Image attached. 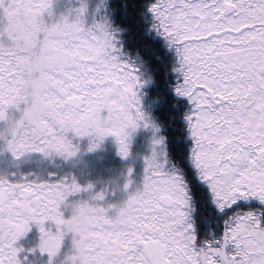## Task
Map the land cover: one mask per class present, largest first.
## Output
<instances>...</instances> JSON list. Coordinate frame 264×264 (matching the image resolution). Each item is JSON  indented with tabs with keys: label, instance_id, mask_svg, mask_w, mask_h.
Listing matches in <instances>:
<instances>
[{
	"label": "snow or ice",
	"instance_id": "snow-or-ice-1",
	"mask_svg": "<svg viewBox=\"0 0 264 264\" xmlns=\"http://www.w3.org/2000/svg\"><path fill=\"white\" fill-rule=\"evenodd\" d=\"M5 154L0 264H264V0H0Z\"/></svg>",
	"mask_w": 264,
	"mask_h": 264
},
{
	"label": "rangeland",
	"instance_id": "rangeland-1",
	"mask_svg": "<svg viewBox=\"0 0 264 264\" xmlns=\"http://www.w3.org/2000/svg\"><path fill=\"white\" fill-rule=\"evenodd\" d=\"M35 159H37L36 162H34ZM83 159L94 169L99 170L101 174L106 176L116 174L121 166L118 158H116L110 150L101 151L98 153H85ZM9 160L10 157L7 154L0 155V171L9 169ZM17 167L20 171H41L51 167V165H49L47 162H41L37 156L33 155L30 158H26L24 162L19 163ZM109 169H111V173L109 172ZM136 169L138 172L141 169V164L139 161L136 162ZM124 196V192L117 190L115 195L110 196V198L118 200ZM34 230L35 229H33V232Z\"/></svg>",
	"mask_w": 264,
	"mask_h": 264
},
{
	"label": "trees",
	"instance_id": "trees-1",
	"mask_svg": "<svg viewBox=\"0 0 264 264\" xmlns=\"http://www.w3.org/2000/svg\"><path fill=\"white\" fill-rule=\"evenodd\" d=\"M78 2V0H56V9L57 12L63 11L65 10L68 6L70 5H75ZM117 2H119V0H117ZM116 20L117 22L120 23H131L130 18H122L120 16L119 13L116 14ZM148 39L152 40L154 44H156L158 47H160L161 51L165 53V57L167 60H171L172 54L170 51H168L165 46L163 45V40L160 37H153V36H149ZM37 159L34 160V162H36ZM210 207V206H209ZM197 226H198V230L200 231V233L206 234L208 231V226L206 224H204L202 221H200L199 219L197 220Z\"/></svg>",
	"mask_w": 264,
	"mask_h": 264
},
{
	"label": "flooded vegetation",
	"instance_id": "flooded-vegetation-1",
	"mask_svg": "<svg viewBox=\"0 0 264 264\" xmlns=\"http://www.w3.org/2000/svg\"><path fill=\"white\" fill-rule=\"evenodd\" d=\"M37 235L38 234L35 230L34 232L31 231L26 237L22 238L21 243H23L25 247H28L35 242V240L37 239Z\"/></svg>",
	"mask_w": 264,
	"mask_h": 264
}]
</instances>
